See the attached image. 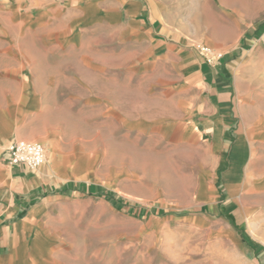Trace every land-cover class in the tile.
Instances as JSON below:
<instances>
[{
	"label": "crops",
	"instance_id": "1",
	"mask_svg": "<svg viewBox=\"0 0 264 264\" xmlns=\"http://www.w3.org/2000/svg\"><path fill=\"white\" fill-rule=\"evenodd\" d=\"M242 2L37 0L36 55L22 53L38 79L0 109V145L41 142L47 159L34 171L0 159V264L77 260L107 201L119 208L91 163L97 143L124 136L126 124L138 147L191 153L200 173L214 174L228 144L230 166L264 159V46L247 37L264 0ZM197 40L222 52L217 63L203 61Z\"/></svg>",
	"mask_w": 264,
	"mask_h": 264
},
{
	"label": "rangeland",
	"instance_id": "2",
	"mask_svg": "<svg viewBox=\"0 0 264 264\" xmlns=\"http://www.w3.org/2000/svg\"><path fill=\"white\" fill-rule=\"evenodd\" d=\"M236 1L238 7L244 5ZM261 11L247 37L262 46ZM36 17L37 0H0V109L15 105L27 81L38 79L35 67L34 73H27L22 53L28 47L35 58ZM189 32L199 31L190 27ZM257 75L260 80L264 74ZM131 107L125 109L130 116ZM261 113L264 103L257 110ZM125 127L124 136L110 133L107 141L97 143L104 150L97 149L91 163L94 178L119 208L107 201L109 210L103 209L99 221L93 219L85 245L78 246L77 260L65 264H261L252 245L264 249V159L257 157L248 166L238 157L230 166L228 144L214 174L209 169L200 173L195 155L140 148L136 127ZM11 140L0 145L3 163L7 161L1 151ZM196 186L200 194L194 203ZM216 199L220 202L214 206Z\"/></svg>",
	"mask_w": 264,
	"mask_h": 264
},
{
	"label": "built area",
	"instance_id": "3",
	"mask_svg": "<svg viewBox=\"0 0 264 264\" xmlns=\"http://www.w3.org/2000/svg\"><path fill=\"white\" fill-rule=\"evenodd\" d=\"M264 46V35L262 38ZM198 52L204 61L210 65L218 62L222 57V52L216 51L208 45H197ZM5 159L10 165H19L29 171H34L46 160V151L44 145L37 141H28L24 139H12L3 149Z\"/></svg>",
	"mask_w": 264,
	"mask_h": 264
}]
</instances>
